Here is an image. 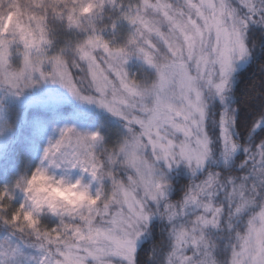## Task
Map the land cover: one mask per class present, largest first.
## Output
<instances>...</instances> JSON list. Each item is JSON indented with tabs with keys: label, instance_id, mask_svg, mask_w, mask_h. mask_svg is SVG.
I'll use <instances>...</instances> for the list:
<instances>
[{
	"label": "snow or ice",
	"instance_id": "1",
	"mask_svg": "<svg viewBox=\"0 0 264 264\" xmlns=\"http://www.w3.org/2000/svg\"><path fill=\"white\" fill-rule=\"evenodd\" d=\"M42 83L116 126L43 149L82 202L0 187V264H264V0H0V89Z\"/></svg>",
	"mask_w": 264,
	"mask_h": 264
},
{
	"label": "trees",
	"instance_id": "2",
	"mask_svg": "<svg viewBox=\"0 0 264 264\" xmlns=\"http://www.w3.org/2000/svg\"><path fill=\"white\" fill-rule=\"evenodd\" d=\"M75 72L76 70L73 69ZM34 100L25 93L16 97L0 89V103L6 108L7 121L10 128V142L5 157L0 160V187L13 184L20 172L31 171L38 163V148L40 138L34 133L45 122L50 123L58 110L66 112L76 109L74 102L51 107V100ZM111 127L115 125L111 124ZM106 137H110L107 124L102 128ZM17 197L21 199L19 193Z\"/></svg>",
	"mask_w": 264,
	"mask_h": 264
},
{
	"label": "rangeland",
	"instance_id": "3",
	"mask_svg": "<svg viewBox=\"0 0 264 264\" xmlns=\"http://www.w3.org/2000/svg\"><path fill=\"white\" fill-rule=\"evenodd\" d=\"M25 95L34 98V100L38 97L42 101L46 102L51 100V107L58 108L59 105L69 102H74V106L76 107V109H71L66 112L58 110L56 116L50 120V123L45 122L40 125L39 128L34 129V133L41 140V147L38 148L37 152L39 161L44 147L47 146L48 140L50 138H55L56 133L53 131L55 128L62 127L65 123H68L76 124L77 127L82 129L91 128L95 130L99 128L102 132V128L106 122L114 121V118L110 117L109 114L102 112L101 110L95 108V106L81 104L80 102L74 100L67 90L63 89L59 85L42 83L35 88L25 90ZM112 124L115 125L114 122ZM10 134L6 108L0 103V160L5 157L6 149L10 142ZM20 196L22 199V195Z\"/></svg>",
	"mask_w": 264,
	"mask_h": 264
},
{
	"label": "clouds",
	"instance_id": "4",
	"mask_svg": "<svg viewBox=\"0 0 264 264\" xmlns=\"http://www.w3.org/2000/svg\"><path fill=\"white\" fill-rule=\"evenodd\" d=\"M18 177L26 179L28 191L17 193L22 196H35L51 204L82 202L85 195L84 186L89 184L88 177L82 175L79 170L57 167L47 160L41 162V158L31 171L20 172Z\"/></svg>",
	"mask_w": 264,
	"mask_h": 264
}]
</instances>
